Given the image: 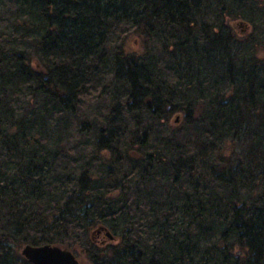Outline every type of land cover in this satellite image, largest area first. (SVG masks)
Wrapping results in <instances>:
<instances>
[{
    "label": "trees",
    "instance_id": "obj_1",
    "mask_svg": "<svg viewBox=\"0 0 264 264\" xmlns=\"http://www.w3.org/2000/svg\"><path fill=\"white\" fill-rule=\"evenodd\" d=\"M205 1L13 0L12 25L28 46L2 51L0 44L4 92L30 88L43 98L44 113L72 111L80 96L97 91L110 74L124 105L117 113L110 109L113 117L97 128L94 156L60 170L38 130L42 120L38 124L35 114L16 117L5 109L0 264H31L19 253L28 243L81 249L87 264H264V58L245 63L237 35L224 22L199 25ZM239 1V8L249 6L250 0ZM217 4L224 8L222 1ZM235 17L243 18L242 11ZM128 33L162 42L172 74L205 103L210 141L193 140L196 167L179 149L172 151L164 195L137 192L153 158H134L131 151L145 148L149 128L139 142L128 144L132 150L116 153L114 147L124 140L119 115L135 109L165 123L179 110L176 99L165 94L161 75L151 70L154 63H147L154 59L150 52L130 53L117 44ZM28 48L38 61L35 68ZM207 64L212 69L206 74ZM211 73H220L226 89ZM185 115L190 122L189 109ZM245 133L248 150L225 157L220 145ZM113 148V157L101 153ZM101 227L115 242L104 243Z\"/></svg>",
    "mask_w": 264,
    "mask_h": 264
},
{
    "label": "rangeland",
    "instance_id": "obj_2",
    "mask_svg": "<svg viewBox=\"0 0 264 264\" xmlns=\"http://www.w3.org/2000/svg\"><path fill=\"white\" fill-rule=\"evenodd\" d=\"M218 1H222L224 8H219ZM240 4L242 3L239 0H206L202 4L198 24L211 22L231 24L237 35V41L240 43V51L245 55V63L251 57L263 59L264 0H250L248 2L249 6L242 9L239 8ZM15 7L13 0H0V44L2 51L27 49L28 46L24 42L25 40L19 38L13 28L12 17L15 13ZM241 11L243 18L234 20L231 18V16L235 17V14ZM228 13L231 15L230 17ZM239 19L243 20L246 25L238 24ZM196 33H199L198 29ZM123 36L126 38L123 37L117 41V44L123 50L125 48L130 53L141 55H144L146 51L150 52L154 59L148 60L147 63H154L150 66L151 70L154 75H161V86L164 87L165 94L174 97L176 99L175 103L179 105V110L165 123L163 121L152 122L147 114L135 109L125 115L124 113L119 115V119H122L124 123V140L119 145L114 146L118 150L116 153H123L126 148L127 150H132L128 148V144L133 140L139 142L145 129L149 128L145 148L140 150L135 146L131 151V156L142 158L147 155L149 158H153L150 159L152 161L149 163L152 170L145 173L146 180L139 183L138 187L135 181L131 183V186L137 187V192L138 189H143V192L144 190H155L157 193L159 192L158 194L164 195L165 193L163 194L161 191L162 186L164 185V188L168 187L171 182V179H168L169 172L165 165H168L166 159L171 157L172 151L179 149L184 157H189L190 164L196 167L192 159L198 157V155L195 153L197 150L193 146V140L198 137L200 140L206 141L208 139L210 141V136L206 132L208 121L203 119V106L205 103L203 97H200L198 93L188 90L186 80H181L178 75L172 74L170 68H172L173 62L162 53V42L158 39L146 42L144 38L138 39L132 33ZM28 51L32 55V64L35 68L38 66V61L33 56V50L28 48ZM204 69L207 74L212 69V66L207 64ZM211 75L219 80L218 87L221 86V89H226L227 86H225L223 77H220V73L216 74V76L212 73ZM114 81L110 74L104 76L99 89L91 94L80 96L79 103L74 105L75 107L72 111L64 110L63 107L58 106L59 110L57 108H49V112L46 113L42 111L43 98L36 97L32 89L29 88L28 91L22 93H11V90L4 92L0 82V120L4 119L5 109L14 111L16 117L27 115V118H31L35 114V121L38 124L43 122L40 125L45 124L44 127L38 130L43 133L42 136L46 141L45 144L49 147L48 150L54 152V157H58L56 161L59 164L56 163L55 168L60 165L58 168L60 170L64 166L69 165L70 161L80 165L94 156L99 138L97 128H105V123L109 122L110 118L113 117L110 109L113 108L114 112L117 113L118 108L121 109V106L124 105L123 99L120 96H116L118 94L116 89H114L116 88ZM115 83L120 89L124 87V83ZM6 101H9V103H6ZM185 109L191 111L190 122L186 120ZM137 122L138 124H136ZM245 134L246 136L243 137L242 135L241 139L235 138V141H232L231 136H229L230 139L224 143V147L222 146V148L220 145L221 153L225 157H237L235 155L237 153L244 154L243 151L248 150L251 141L250 136L247 133ZM115 148L103 150L101 153L105 157H113L116 151ZM207 156L214 157V154ZM156 157H158L159 161H157ZM67 160L68 163L66 162ZM105 237L104 235V243L115 242L114 238ZM71 250L79 259L80 264H87V257L81 249ZM19 253L21 254V248Z\"/></svg>",
    "mask_w": 264,
    "mask_h": 264
},
{
    "label": "water",
    "instance_id": "obj_3",
    "mask_svg": "<svg viewBox=\"0 0 264 264\" xmlns=\"http://www.w3.org/2000/svg\"><path fill=\"white\" fill-rule=\"evenodd\" d=\"M100 229L107 238H114L105 227ZM21 255L31 264H80L71 249L56 244H24L21 247Z\"/></svg>",
    "mask_w": 264,
    "mask_h": 264
},
{
    "label": "flooded vegetation",
    "instance_id": "obj_4",
    "mask_svg": "<svg viewBox=\"0 0 264 264\" xmlns=\"http://www.w3.org/2000/svg\"><path fill=\"white\" fill-rule=\"evenodd\" d=\"M229 17H230V16H229ZM231 18H233V17H231ZM236 18H241V17H235V18H233V20L236 19ZM237 23H238V24H241V25H243V24L246 25V23H245L243 20H241V19H239V21H238ZM225 24H226V22H225ZM226 25H229L230 28L233 30L231 24H226ZM233 31H234V30H233ZM234 33H235V32H234ZM100 236L103 238L104 235H100ZM105 238H107V237H105Z\"/></svg>",
    "mask_w": 264,
    "mask_h": 264
}]
</instances>
